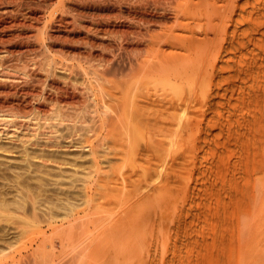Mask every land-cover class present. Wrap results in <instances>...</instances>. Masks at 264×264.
<instances>
[{
	"label": "bare ground",
	"instance_id": "obj_1",
	"mask_svg": "<svg viewBox=\"0 0 264 264\" xmlns=\"http://www.w3.org/2000/svg\"><path fill=\"white\" fill-rule=\"evenodd\" d=\"M257 43L264 0H0V264H174L156 194ZM261 171L225 264H264Z\"/></svg>",
	"mask_w": 264,
	"mask_h": 264
},
{
	"label": "rangeland",
	"instance_id": "obj_2",
	"mask_svg": "<svg viewBox=\"0 0 264 264\" xmlns=\"http://www.w3.org/2000/svg\"><path fill=\"white\" fill-rule=\"evenodd\" d=\"M259 45L252 50V67L235 66L244 79L222 81L217 125L191 131L188 144L175 148L170 192L156 194V201L164 203L160 215L166 222L161 225L174 264H225L238 242L241 219L248 211L244 195L264 165V46ZM4 149H13L15 155L22 147L0 138V161L8 162L13 154Z\"/></svg>",
	"mask_w": 264,
	"mask_h": 264
}]
</instances>
